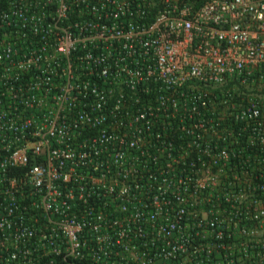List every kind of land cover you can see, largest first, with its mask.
Segmentation results:
<instances>
[{"label":"built area","instance_id":"2783aa9c","mask_svg":"<svg viewBox=\"0 0 264 264\" xmlns=\"http://www.w3.org/2000/svg\"><path fill=\"white\" fill-rule=\"evenodd\" d=\"M0 264H264V0H0Z\"/></svg>","mask_w":264,"mask_h":264}]
</instances>
